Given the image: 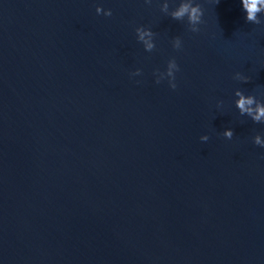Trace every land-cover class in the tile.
Listing matches in <instances>:
<instances>
[{
	"label": "water",
	"instance_id": "water-1",
	"mask_svg": "<svg viewBox=\"0 0 264 264\" xmlns=\"http://www.w3.org/2000/svg\"><path fill=\"white\" fill-rule=\"evenodd\" d=\"M165 2L0 0V264H264V11Z\"/></svg>",
	"mask_w": 264,
	"mask_h": 264
},
{
	"label": "clouds",
	"instance_id": "clouds-1",
	"mask_svg": "<svg viewBox=\"0 0 264 264\" xmlns=\"http://www.w3.org/2000/svg\"><path fill=\"white\" fill-rule=\"evenodd\" d=\"M146 3H151V0H145ZM243 10L246 12V22H250L252 24L259 25L262 21L258 18L257 14L261 11H264V0H242ZM161 11L167 13L171 16V18L183 21L187 18L188 28L191 32L197 33L200 31L199 25L203 23V9L199 3H195L194 0H181L179 5L169 12V4L166 2L162 5ZM97 14L103 13L105 16H111V10H104L101 7L96 8ZM137 38L140 42L143 43L146 51H152L155 47L154 43L151 41V37L154 36V32L145 27H137L136 28ZM146 37L148 39H146ZM181 39L180 37H175L173 39V47L175 49L181 48ZM159 70H156V72ZM179 71V66L177 65L175 59H170L167 64V69L165 71V75L168 79L169 86L172 89L177 87L175 83V73ZM155 72V73H156ZM154 73V74H155ZM141 70L137 69L135 72L131 73V75H140ZM164 78V76H160L156 78V83L159 84ZM234 79L248 82L249 77L242 75L240 72L235 73ZM235 96L239 97L238 100L235 101L236 107L239 109V113L241 115H248L251 117L253 122L264 123V103H257L256 98L253 95H244L243 92L239 89L235 91ZM255 105V107H253ZM223 136L231 139L233 137V130L226 129L223 132ZM200 139L202 141H207L209 137L207 135L201 136ZM254 143L258 146L264 147V140L261 139L260 135H256L254 137Z\"/></svg>",
	"mask_w": 264,
	"mask_h": 264
}]
</instances>
